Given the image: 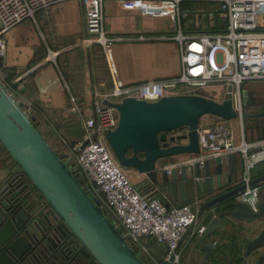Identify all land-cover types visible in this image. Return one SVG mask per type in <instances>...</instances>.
I'll return each mask as SVG.
<instances>
[{
    "label": "built area",
    "instance_id": "2783aa9c",
    "mask_svg": "<svg viewBox=\"0 0 264 264\" xmlns=\"http://www.w3.org/2000/svg\"><path fill=\"white\" fill-rule=\"evenodd\" d=\"M64 1L69 0H0V58L5 49L2 33L18 23L33 22L36 12ZM73 1L82 4L84 34L93 36L92 39L84 36L85 42L90 40L98 45L110 87L92 93L89 115L79 116L84 137L73 145H65L63 161L70 165L69 169L86 193L97 201L113 227L138 255L150 258L152 264H180V242L184 233L187 232L188 238H195L205 227L200 222L203 215L196 217L199 200L193 198L188 203L166 205L160 195L147 196L137 189L105 140V133L116 127L118 114L112 105L103 101L119 103L127 97L153 101L164 96L197 95L206 89L218 88L221 100L229 99L232 110L240 117V85L247 81L264 82V0H123L168 18L172 25L170 37L177 44L180 60L176 75L128 85L116 77L110 56L115 38L103 29L105 0ZM190 1L214 5L212 10L194 13L191 21V25L198 28L204 24L207 31L197 34L183 31L181 21L189 9L181 8L180 4ZM66 111L80 114L71 94L67 96ZM208 116L212 118L210 122L198 121L195 128L198 151L162 169L166 173L181 166L186 171L193 170L194 166L202 169L208 161H222L236 153L242 166L237 184L243 183L245 188L236 193L232 201L244 203L255 211L259 186L247 183L254 166L264 162V138L249 143L241 138L234 144L228 120ZM180 131L178 135L185 133V129ZM144 237L163 247L160 259L151 255L142 242Z\"/></svg>",
    "mask_w": 264,
    "mask_h": 264
},
{
    "label": "crops",
    "instance_id": "0c3cea01",
    "mask_svg": "<svg viewBox=\"0 0 264 264\" xmlns=\"http://www.w3.org/2000/svg\"><path fill=\"white\" fill-rule=\"evenodd\" d=\"M102 13L103 29L115 38L110 56L116 77L121 83H142L178 73L180 60L176 42L170 37L171 33H155L157 30L153 25L155 18L164 19L165 16L147 12L134 2L127 3L123 0H105ZM149 21L150 25L147 24ZM182 21L185 22L184 32H199L197 26L191 25L192 19L184 18ZM1 36L5 49L0 58V83L12 94L14 101L36 120L38 132L51 149L57 147L56 137H61L60 134L69 141H79L82 138L79 116L89 115L92 93L95 90H106L110 84L98 47L90 40L85 42L80 2L64 1L38 11L33 22L18 23ZM204 91L210 92L211 99L215 101L222 98L221 89L209 88ZM68 94L75 97L80 114L66 111ZM239 98L241 116H236L238 130L234 133L235 141L242 138L249 143L262 139L264 115L249 117L248 114L264 110V82H243L239 87ZM211 120L210 116H206L203 123ZM228 123L232 130L231 119ZM186 157L187 154H180L160 158L163 160L160 163L157 159L155 168L160 171L164 166ZM233 158L232 171H229L227 158L208 161L200 169L202 177L214 181L216 164L219 163L221 187L213 194L204 195L199 203L237 185L241 174V159L236 154ZM11 161L0 145V190L6 184ZM174 169L178 171L179 168ZM253 169L256 170L251 173V178L261 175L264 173V162ZM127 172L132 181H137L135 186L140 187L143 194L154 195L150 192H154V189L144 174L130 168H127ZM228 174L232 179L229 183L226 182ZM176 178L179 179V173ZM180 193L178 197H174L172 193L160 194V197L168 205L191 202L189 191L182 189ZM224 209L226 204H218L212 207V212L216 215ZM210 217L206 214L200 221L201 224L205 225ZM219 222L221 230L213 232L206 239L215 245L209 259L220 261L219 264H240L244 240L256 235L264 221L245 223L224 217ZM193 239L188 238L187 232L182 236L180 256L183 257L184 253L183 264H192V257H202L201 253H192ZM158 248L161 249V246L158 245ZM246 260L249 262L251 258Z\"/></svg>",
    "mask_w": 264,
    "mask_h": 264
},
{
    "label": "water",
    "instance_id": "95a60500",
    "mask_svg": "<svg viewBox=\"0 0 264 264\" xmlns=\"http://www.w3.org/2000/svg\"><path fill=\"white\" fill-rule=\"evenodd\" d=\"M103 103L112 105L118 114L116 127L107 131L104 136L114 158L121 167L144 174L154 189L153 197L169 193L178 197L183 189L190 192L191 200H199L221 187L219 163L216 164L213 181L211 178L202 177L197 166L191 171H186L181 166L178 171L171 169L166 173L163 169L156 170L155 161L196 153L198 148L195 128L199 118L202 115L225 120L236 117L229 99L215 101L196 94H183L164 96L153 101L127 97L119 103ZM263 115L264 110L248 114L249 117ZM178 129H185V133L168 135ZM0 145L26 176L31 187L38 191L43 201L60 219L61 226L57 227L61 232L71 233L96 264H144L137 252L126 244L113 227L97 201L86 193L74 173L47 144L22 106L14 101L1 83ZM233 159V154L227 156L229 171H232ZM255 170H251V173ZM194 177L198 179L194 180ZM12 179L0 190V264H74L72 258L61 249L48 262L43 261L44 263L25 256L28 245L19 235L20 227L12 221L14 212L18 211L23 215L21 203L18 200L14 205L17 208L14 209L9 202L10 193L16 201L17 194L25 186L12 193V190L7 189ZM231 180L228 174L226 182ZM253 184L259 186L255 211L244 203L232 201V197L245 188L243 183L199 203L196 217H204L206 214L211 217L203 232L193 239L192 246L193 252L201 253L207 264H211L209 254L215 249V245L206 239L213 232L221 230L220 219L227 217L245 223L264 221V173L251 178L247 183ZM165 204L168 205L167 202ZM218 204H226V209L215 215L212 207ZM243 248L240 264H264V223L256 235L244 240ZM247 258H251V261L247 262ZM219 263L220 261H215L213 264Z\"/></svg>",
    "mask_w": 264,
    "mask_h": 264
},
{
    "label": "flooded vegetation",
    "instance_id": "af4514ba",
    "mask_svg": "<svg viewBox=\"0 0 264 264\" xmlns=\"http://www.w3.org/2000/svg\"><path fill=\"white\" fill-rule=\"evenodd\" d=\"M13 175L12 185H8L7 189L12 190V193L17 189L19 190L22 186V190L17 194V200L15 197L12 198L11 193L9 195L10 203L14 206L18 200L21 203V212L25 216L21 215L18 211L12 214V221L17 226L20 227L19 235L23 237V240L28 245V249L25 252V256L28 259L40 260V262L50 260L54 255L58 253V250H64V252L71 257L74 264H96L92 257L79 245L78 242H73L72 245L64 243V236L67 234L62 233L57 225L61 226V223L56 220L51 208L47 207V204L39 196V203L32 210H27L24 200L28 197L30 192L32 193V187L30 182L20 173L18 170ZM16 186V187H15ZM24 189H27L25 192ZM24 192V193H23ZM258 198V194H257ZM14 200V201H13ZM31 228V231H30ZM29 234H28V232ZM25 232V234L23 233ZM46 238V240H45ZM34 241V242H31ZM244 249V248H243ZM60 250V251H61ZM193 254H196L193 252ZM243 252V250H242ZM192 255V254H191ZM193 256V255H192ZM33 261V260H31ZM211 264L215 261L211 260ZM242 259L240 260V262ZM192 264H207L206 261L201 257V259H193L190 261Z\"/></svg>",
    "mask_w": 264,
    "mask_h": 264
},
{
    "label": "trees",
    "instance_id": "16d2710c",
    "mask_svg": "<svg viewBox=\"0 0 264 264\" xmlns=\"http://www.w3.org/2000/svg\"><path fill=\"white\" fill-rule=\"evenodd\" d=\"M180 6H181V8H184V7H186V8H188L189 9V12H188V14H187V16H186V19L188 20H190V19H192L193 18V15H194V13H197V12H199V11H209V10H212L213 9V7H214V5L212 4V3H210V2H204V1H190V2H182L181 4H180ZM182 23V27H183V25H185V22H181ZM189 26V25H188ZM198 31H207V29L206 28H204V24L203 25H201L200 26V28L198 29ZM97 47H98V45L97 44H95ZM98 49H99V47H98ZM99 52H100V56H101V58H102V61H103V63H104V66H105V68H106V64H105V61H104V59H103V57H102V54H101V51H100V49H99ZM106 70H107V68H106ZM109 87H110V84H109ZM108 87V88H109ZM107 88V89H108ZM106 89V90H107ZM27 116L32 120V122H34L35 123V125H36V129H37V123H36V120L32 117V116H30L29 114H27ZM81 132H82V138L79 140V141H81L82 139H83V137H84V133H83V130H82V128H81ZM61 136H64V135H62V134H60ZM43 137V136H42ZM65 137V136H64ZM264 137V136H263ZM262 137V138H263ZM44 138V137H43ZM56 144H57V148L56 149H52L56 154H57V156L61 159V160H63V158H64V152H65V149H66V146L65 145H68V146H70V145H73L74 143H75V141L73 142V141H69L66 137H65V139L64 138H62V137H56ZM45 140V139H44ZM46 141V140H45ZM62 141H64V144H63V142ZM77 142V141H76ZM48 144V143H47ZM236 154V153H235ZM236 155H238V154H236ZM233 156H234V154H233ZM68 167L70 166L69 164L67 165ZM9 172H8V177H7V179H6V183H8V182H10V179H12V177H13V175L15 174V173H17L16 171L18 170L20 173H22L21 172V170H20V168L19 167H17L16 165H15V163L13 162V161H11V165L9 166ZM25 178H26V176L24 175V174H22ZM28 181V180H27ZM28 183H29V181H28ZM11 185H12V182H11ZM137 189H139L140 191H141V189H140V187H137ZM27 189H24L23 191L25 192ZM32 193L30 192V194L28 195V197L26 198V200H24V202L23 203H25V205H26V207H27V210H32L35 206H37L38 205V203H39V193H38V191H36L34 188L32 189ZM23 192V193H24ZM142 192V191H141ZM151 193H154L153 191H150ZM150 196V195H149ZM40 198H42L41 196H40ZM43 199V198H42ZM47 207H49L50 208V206L47 204ZM54 213V212H53ZM54 215H55V213H54ZM56 216V215H55ZM56 220L57 221H59L60 223H61V221H60V219H58L57 217H56ZM64 243H66V244H69V245H72L73 244V242H77V240H76V238L71 234V233H69V232H67V234L64 236ZM142 242L144 243V245L147 247V249L151 252V254H153L155 257H156V259H160L161 257H162V254H163V247L161 246V245H159V244H157V243H155L151 238H149V237H144V238H142ZM128 245H129V247H131L133 250H135L134 248H133V246L129 243V242H126ZM154 244H157V245H159V246H161V249H159V248H154L153 247V245ZM151 247H153V248H151ZM158 249V250H157ZM137 252V251H136ZM157 252V253H156ZM138 254V253H137ZM139 256V258L141 259V261L144 263V264H148V263H146V261L144 260V257L142 256V255H138Z\"/></svg>",
    "mask_w": 264,
    "mask_h": 264
},
{
    "label": "rangeland",
    "instance_id": "374dc122",
    "mask_svg": "<svg viewBox=\"0 0 264 264\" xmlns=\"http://www.w3.org/2000/svg\"><path fill=\"white\" fill-rule=\"evenodd\" d=\"M81 4V3H80ZM81 6H82V4H81ZM161 16L163 15V16H165L164 14H160ZM166 17V16H165ZM164 18V17H163ZM152 23V22H151ZM147 24L148 25H150V21L149 22H147ZM154 26H155V29L157 30L155 33H166V34H169V33H171L172 32V25H171V23H170V21L167 19V17L166 18H164V19H156L155 18V23L153 24ZM107 33V32H106ZM85 35V37L88 39V38H93V36H91V35H88V34H84ZM112 46V45H111ZM1 80V79H0ZM197 95H200V96H205L206 98H210L211 99V97H210V92H208V91H202V92H200V93H198ZM217 101H219V99L217 100ZM206 116H208V115H202L200 118H199V122H204L205 121V117ZM231 124H232V131H233V142H234V144H236V143H238L239 141H240V139H238V141H235V139H234V133H237V130H238V125H237V118L236 117H234V118H232L231 119ZM179 133H181V131L178 129V130H174V131H172V132H170L168 135H178ZM59 136H61V135H59ZM62 138H64L65 139V137L64 136H61ZM180 142H183V141H180ZM57 148V147H56ZM55 148V149H56ZM159 161V163L161 162V161H163L162 159H159L158 160ZM126 170H127V168H126ZM253 170V169H252ZM252 172V171H251ZM128 173V172H127ZM133 183H137V181H132ZM222 244V243H221ZM153 247L154 248H158V245L157 244H154L153 245ZM153 247H151V248H153ZM157 253V252H156ZM155 259H156V257L153 255V254H151ZM151 256V257H152ZM152 257V258H153ZM183 257H184V253H183ZM182 255L180 256V264H183L182 263ZM144 260L146 261V263H148V264H152V261H151V259L150 258H148V257H144Z\"/></svg>",
    "mask_w": 264,
    "mask_h": 264
}]
</instances>
